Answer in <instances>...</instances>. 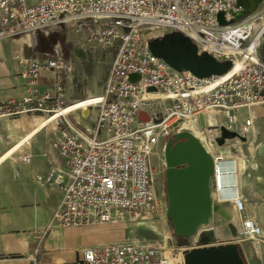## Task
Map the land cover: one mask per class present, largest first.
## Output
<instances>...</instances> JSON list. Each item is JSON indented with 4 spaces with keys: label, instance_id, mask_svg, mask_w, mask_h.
I'll list each match as a JSON object with an SVG mask.
<instances>
[{
    "label": "built area",
    "instance_id": "obj_1",
    "mask_svg": "<svg viewBox=\"0 0 264 264\" xmlns=\"http://www.w3.org/2000/svg\"><path fill=\"white\" fill-rule=\"evenodd\" d=\"M69 30L78 36L69 38ZM173 31L187 36L198 54L229 61V70L238 62V69L225 80L174 69L149 47L152 38ZM21 36H31L39 50L18 59L26 93L0 102V120L43 117L66 106L69 42L115 50L103 91L88 105L87 117L64 113L50 123L55 126L51 146L65 168L49 160L47 171L37 176L62 192L47 229L143 223L157 215L162 201L152 159L180 126L194 121L213 159L212 202L235 217L231 226L213 213V219L229 224V233L220 237L212 221L207 229L214 231L215 241L204 245L264 243V229L246 214L243 196L226 183L227 166L204 122L207 112L222 113L217 128L236 134L226 141L244 142L254 117L242 119L241 110L264 109V0H256L249 12L239 0H0V40ZM42 73L50 74L51 88L44 92L38 89ZM131 74L137 77L130 79ZM156 92L164 97L150 96ZM17 158L28 162L31 154ZM203 230L181 247L170 237L87 246L72 264H177L184 250L201 246ZM37 251L28 256L31 264H39Z\"/></svg>",
    "mask_w": 264,
    "mask_h": 264
},
{
    "label": "crops",
    "instance_id": "obj_2",
    "mask_svg": "<svg viewBox=\"0 0 264 264\" xmlns=\"http://www.w3.org/2000/svg\"><path fill=\"white\" fill-rule=\"evenodd\" d=\"M33 42L31 36L0 40V102L8 98H20L26 93L25 80L18 74V59L31 55L25 48L26 44H30L32 56L35 55L39 48H33ZM49 78L50 74H41L38 85L40 92L51 88ZM252 113L256 116V110ZM38 118V116H20L1 119L0 156L16 146L33 130L37 126ZM54 128V124H48L24 140L0 162V264H31L28 256L34 253L36 248L38 251L35 257L39 264H72L80 257L84 247L124 240L123 231L113 224L46 228L62 198V192L38 181L37 176L47 171L49 160L55 166L65 168L64 160L51 146ZM223 148L229 149V146ZM26 153L31 154L28 162L17 158V155ZM229 154L225 157L232 160L230 162L233 167L232 179L228 182L234 185L231 190L235 189L238 195L248 197L249 192L241 190L238 159L233 157L234 154L232 155L230 150ZM247 161V159L244 161V168ZM261 197H253L257 211L254 210L253 215L248 212L246 214L262 226L264 225V211H262L264 193ZM231 218L229 213L228 221ZM234 218L233 216L231 224ZM97 231L106 239H103L101 234L98 235ZM239 246L246 264L247 262L249 264L250 258L246 254L244 244L241 243Z\"/></svg>",
    "mask_w": 264,
    "mask_h": 264
},
{
    "label": "water",
    "instance_id": "obj_3",
    "mask_svg": "<svg viewBox=\"0 0 264 264\" xmlns=\"http://www.w3.org/2000/svg\"><path fill=\"white\" fill-rule=\"evenodd\" d=\"M249 12L256 0H239ZM249 7V8H247ZM153 54L164 59L178 71H190L198 77L221 75L227 72L230 62L218 61L211 55L197 53L194 43L179 31L165 33L149 41ZM137 77L130 75V79ZM151 90V89H149ZM203 122V118H200ZM222 139L233 138L236 134L220 128ZM164 192L166 213L173 234L192 239L200 229L199 244L183 251L184 264H246L241 247L237 243L208 244L215 241L214 231L209 228L213 213L229 219V212L223 206L212 202L211 176L214 171L213 159L200 140L187 130H181L170 137L163 149Z\"/></svg>",
    "mask_w": 264,
    "mask_h": 264
},
{
    "label": "rangeland",
    "instance_id": "obj_4",
    "mask_svg": "<svg viewBox=\"0 0 264 264\" xmlns=\"http://www.w3.org/2000/svg\"><path fill=\"white\" fill-rule=\"evenodd\" d=\"M261 20L262 18L260 20L258 19L257 21L261 22ZM68 35L69 38L78 36V34L72 30H69ZM29 45L26 44L25 48L30 51V56H32ZM68 47L69 69L64 74V105H68L76 100L87 98L93 95H101L115 50L111 47H104L100 45L75 47L74 42H69ZM255 110L256 116L253 114L255 116L254 125L252 126V132L248 140L244 141L243 143H240V141L237 142V140H229L225 144V146H229V149L223 148L225 146L220 147L219 149L220 153H223L224 155H229L228 153L230 150L232 154L242 153L246 156L248 161L245 163V168L240 171V180L242 181L241 190L244 189L249 192L248 197L244 195L242 196L244 198V202L246 203V213L248 212L252 215L254 214V210L257 211L256 201L253 200V197L262 198V193H264V184H262V181H264V147H262L264 146V109ZM251 112H253V110ZM213 113H215L218 123L223 120L222 113ZM248 114H250L249 110L242 109L240 117L243 119ZM220 128H218V132L216 134H211L213 138H221L222 133ZM195 134L196 132L194 135ZM167 140L165 142H167ZM152 160L153 170L155 171L158 182V192L162 201V210H160L157 215L143 223L125 221L113 225H116L123 231L124 239L144 238L152 240L161 239L162 237H170L172 242L177 246H184L188 242L187 239L183 240L184 244H180L178 242L173 234L166 213V200L164 192L165 161L163 151L161 150L158 155L153 157ZM229 211H231V209H229ZM231 214L232 212H230V215ZM235 220L237 222V219ZM212 221L214 225H217V234L220 235V237L224 236L223 238L227 237V233H229L228 227L230 228L229 224L227 225L223 221L221 222L217 217L214 219L212 218ZM262 228H264V225H262ZM97 233H99L98 235L101 234L103 239H106L102 233L99 231H97ZM242 244H244L246 248L245 250L248 258H250L249 264H264V257H262V255H264V243L259 244L256 242L246 241L244 243L242 242ZM177 264H184L183 256L178 257Z\"/></svg>",
    "mask_w": 264,
    "mask_h": 264
},
{
    "label": "bare ground",
    "instance_id": "obj_5",
    "mask_svg": "<svg viewBox=\"0 0 264 264\" xmlns=\"http://www.w3.org/2000/svg\"><path fill=\"white\" fill-rule=\"evenodd\" d=\"M242 1H246V0H242ZM248 4V3H247ZM249 5V4H248ZM249 8V7H247ZM239 63L237 62V64L234 66L233 69H230L228 70L227 72L221 74L217 79L219 80H225L226 78L230 77L231 74L233 72H235L238 67H239ZM159 96V97H164L163 95H160L159 93H153V94H150V96ZM158 97V98H159ZM95 98H98V96H90V97H87V98H83V99H79V100H76L62 108H60L58 111L50 114V115H47L46 117H39V121L37 123V126L31 130L16 146H14L12 149L6 151L2 156H0V162L6 158L10 153H12V151H14V149L22 144V142L26 139H28L29 137L33 136L37 131L43 129L45 126H47L48 124H50L53 120H55L56 118H58V116L64 114V113H72V114H75V116H77L78 118H82V119H85L89 113V107L88 105L91 104L94 100H96ZM250 114L252 116L253 113L250 111ZM255 117V116H254ZM204 122H205V125L206 127L208 128L207 129V134L208 136H211V134H216L218 132V128L217 126L219 125L218 124V120H217V117L215 116V113L213 112H207L205 115H204ZM36 125V123H35ZM180 130H189L190 132H192V134H195V136L198 137V139L200 140V142L203 141V138H204V133L201 131V128L199 126V124L197 122H194V121H191V122H188V123H185L184 125L180 126L179 127ZM214 141L216 142V145H218L219 147L216 148V151L215 153H217L220 157L219 158H222L223 160V163H225V165L227 166L226 168V175H225V179H226V183L228 185H231L229 182L230 179H232V173H233V167H232V164H230V162H232V160H229L227 159L225 156H228L227 154L224 155L223 153H221L220 155V147H222L223 145H225V143H227L226 141V138H224V141L223 143L221 142H218L220 139H222V136L221 138H213ZM228 140V139H227ZM231 140V139H229ZM238 141V139H235ZM240 143H242L240 141ZM251 143V142H250ZM264 147V146H262ZM17 149V148H16ZM229 154V153H228ZM230 155V154H229ZM233 155V154H232ZM231 157V156H229ZM233 157H236L238 159V167H239V170H243V165H244V161L246 160V157L245 155H243L242 153H238V154H234ZM237 161V160H236ZM228 169V170H227ZM237 185V184H236ZM234 186V185H233ZM224 208V207H223ZM226 208H224L225 210ZM226 211V210H225ZM229 215V214H228ZM232 219H233V215H232V218L230 219V222H232ZM234 222L232 224H230L231 226H234ZM220 236V235H219ZM166 237V236H165ZM182 257V256H181Z\"/></svg>",
    "mask_w": 264,
    "mask_h": 264
},
{
    "label": "trees",
    "instance_id": "obj_6",
    "mask_svg": "<svg viewBox=\"0 0 264 264\" xmlns=\"http://www.w3.org/2000/svg\"><path fill=\"white\" fill-rule=\"evenodd\" d=\"M175 236V235H174ZM176 237V239L178 240V242L180 243V244H184L183 243V240H186L187 239V241H189V239L188 238H181V237H177V236H175ZM245 260V259H244ZM246 262V261H245Z\"/></svg>",
    "mask_w": 264,
    "mask_h": 264
}]
</instances>
